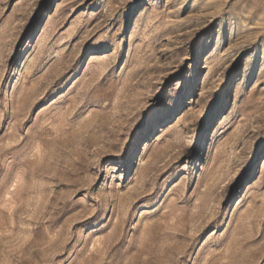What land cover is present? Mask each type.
I'll return each mask as SVG.
<instances>
[{
    "label": "rangeland",
    "instance_id": "1",
    "mask_svg": "<svg viewBox=\"0 0 264 264\" xmlns=\"http://www.w3.org/2000/svg\"><path fill=\"white\" fill-rule=\"evenodd\" d=\"M0 264H264V0H0Z\"/></svg>",
    "mask_w": 264,
    "mask_h": 264
}]
</instances>
